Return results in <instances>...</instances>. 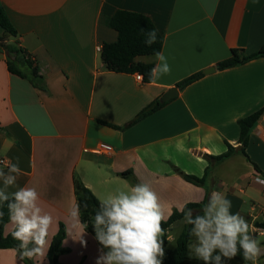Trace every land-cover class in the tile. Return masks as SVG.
I'll use <instances>...</instances> for the list:
<instances>
[{
  "label": "crops",
  "instance_id": "obj_1",
  "mask_svg": "<svg viewBox=\"0 0 264 264\" xmlns=\"http://www.w3.org/2000/svg\"><path fill=\"white\" fill-rule=\"evenodd\" d=\"M0 6L18 34L7 37L0 26V37L25 50L43 78L36 87L29 77L12 74L0 52V168L7 172L6 165L19 157L22 174L8 191L36 187L41 206L55 218L47 254L64 224L63 246L69 252L59 261L96 264L101 246L95 233L86 232L82 246L76 239L80 216H69L77 205L75 180L97 198L126 191L134 180L148 182L168 218L180 205L223 192L231 211L249 221L264 246V230L255 226L264 222V185L256 180L257 174L264 178V115L250 135V161L240 151L222 163L205 158L223 155L227 144L237 150L238 121L264 107V57L216 68L233 50L251 56L264 49V0H0ZM119 10L148 16L164 33L170 74L146 84L138 74L106 69L98 48L116 42L118 33L104 19ZM136 62L158 63L154 56ZM212 67L214 73L178 89L159 111L127 127L178 83ZM19 71L28 75L21 64ZM101 143L113 152L95 153ZM175 168L198 178L208 172L204 186L186 182ZM128 171L133 178L120 177ZM12 230L9 222L5 234ZM47 254L42 264H49ZM0 264H17L16 252L0 250ZM258 264H264V256Z\"/></svg>",
  "mask_w": 264,
  "mask_h": 264
},
{
  "label": "clouds",
  "instance_id": "obj_2",
  "mask_svg": "<svg viewBox=\"0 0 264 264\" xmlns=\"http://www.w3.org/2000/svg\"><path fill=\"white\" fill-rule=\"evenodd\" d=\"M145 34L146 46L158 40V31L151 29ZM158 62L149 72V80L156 81L170 74L171 66L162 51L153 53ZM7 172L0 168V208L6 203L8 217L13 230L11 236L18 241L14 251L17 264L25 259L40 260L46 257L49 237L56 223L53 215L41 206V195L36 187H17V178L22 174L19 157L16 163L6 165ZM256 180L264 184V178L257 174ZM83 207L86 209L87 204ZM81 205L77 204L69 210V216L78 219ZM232 202L223 192L213 191L208 202L199 212L186 205L177 210L182 213L183 222L190 225L189 235L192 240L187 245L189 257L202 260L204 264H224L242 253L246 264H258L264 256V246L253 234L254 229L248 220L240 214L233 213ZM171 214V207L167 209ZM166 209L157 192L150 183L139 182L129 185L128 189L117 190L106 197H98V207L91 217L95 239L101 246L96 264H163L165 248L163 236L166 230L162 223L166 222ZM4 215L0 210V218ZM87 224L81 225L76 234L82 246L87 245L84 239ZM169 242L172 237H168ZM107 249V251H104Z\"/></svg>",
  "mask_w": 264,
  "mask_h": 264
},
{
  "label": "trees",
  "instance_id": "obj_3",
  "mask_svg": "<svg viewBox=\"0 0 264 264\" xmlns=\"http://www.w3.org/2000/svg\"><path fill=\"white\" fill-rule=\"evenodd\" d=\"M104 21L108 27L118 33V39L116 42L111 44L105 43L101 47L100 57L106 69L117 74H140L143 76L144 83H152L153 81L149 80V72L154 67V65L136 62V59L140 57L154 56V51H162L165 42L164 33L157 29L154 22L148 16L137 12L119 10L114 14V16L104 19ZM0 26L5 31L7 37H17L18 34L16 30L12 26L5 10L1 6ZM141 29H144L145 32L151 29H156L158 31L157 42L150 47L146 46L144 43L146 36L141 32ZM7 37H0V52H4L7 55V63L10 72L12 74H18L24 78L29 77V80L33 83L34 86L42 87L43 78L39 73L36 63L32 60V57L29 56L25 50L19 48L17 44H8L6 42ZM263 57L264 49L251 56H241L239 51L233 50L232 56L229 59L218 63L216 68L218 71H224ZM20 64L28 71V75L23 74L19 71ZM204 75V72L194 74L178 83L176 87L182 91L188 86L202 79ZM166 103H161V101L153 102L145 110H143L127 127L133 126L149 117L150 115L154 114L155 112L159 111L166 105ZM263 115L264 107L238 121V125L240 128L239 144L242 148L239 154L245 157L248 161H250V158L247 155L246 150L250 143V135L256 128L257 123ZM100 124L116 130L124 129L104 122H100ZM227 147L228 151L223 155H206L205 158L210 162V164H212L213 162L222 163L230 159L237 153L236 148H234L230 144H227ZM253 165L256 170L260 171L258 166H256L255 164ZM175 171L176 173L180 174L186 182L199 187L204 186L208 176V172H206L204 177L198 178L192 175L185 174L176 168ZM120 177L124 179H131L133 178V173L131 171H128L120 174ZM134 183L136 184L137 182L134 180ZM75 197L77 204L81 205L79 213L81 224H87V228L85 229V231L90 234H94L91 217L94 215L95 209L98 207V198L89 188L85 187L81 182L77 180H75ZM208 198L209 196H207L202 203H191L186 206L187 208L192 209L193 213L195 214L196 212H199L200 209H202L203 206L208 202ZM85 203L87 204L86 209L83 207ZM1 210L3 211L4 215L2 218H0V250L14 251L19 242L12 238L11 233L8 235L5 234V227L10 222L6 203L2 206ZM179 221H183L182 213H180L178 210H175L172 215L166 220V222L162 223L163 228L166 230L165 235L162 237L164 240V246H167L168 244V232ZM255 226L259 229L264 230V222L257 223ZM190 227V225L185 226L184 231L176 241L177 245L175 249L165 250L166 254L163 260V264H204L202 260L189 257L187 245L192 240L189 235ZM66 235V226L64 224H60L58 233L53 238L47 254L49 264H62L59 261V257L69 252V250L64 248L63 246ZM23 263L37 264L33 260L28 259H25ZM224 264H246V262L243 260V256L241 253L238 254L234 259L225 261Z\"/></svg>",
  "mask_w": 264,
  "mask_h": 264
},
{
  "label": "rangeland",
  "instance_id": "obj_4",
  "mask_svg": "<svg viewBox=\"0 0 264 264\" xmlns=\"http://www.w3.org/2000/svg\"><path fill=\"white\" fill-rule=\"evenodd\" d=\"M143 58V57H140ZM144 58H150V56H146ZM186 224L183 221L177 222L170 231V236L172 237V241L168 243L167 246H165L166 249H175L176 248V241L178 237L181 235V233L184 231ZM107 251V249H105Z\"/></svg>",
  "mask_w": 264,
  "mask_h": 264
},
{
  "label": "water",
  "instance_id": "obj_5",
  "mask_svg": "<svg viewBox=\"0 0 264 264\" xmlns=\"http://www.w3.org/2000/svg\"><path fill=\"white\" fill-rule=\"evenodd\" d=\"M216 71L215 67L209 68L207 70L204 71L205 74L209 75L212 74ZM178 96V88H172L170 89L161 99V103H166L174 98H176ZM241 146H239V148L237 149V151H241Z\"/></svg>",
  "mask_w": 264,
  "mask_h": 264
},
{
  "label": "built area",
  "instance_id": "obj_6",
  "mask_svg": "<svg viewBox=\"0 0 264 264\" xmlns=\"http://www.w3.org/2000/svg\"><path fill=\"white\" fill-rule=\"evenodd\" d=\"M98 51L100 52L101 51V48H98ZM136 79L138 80V81H143V76L142 75H140V74H138L137 75V77H136ZM113 152V148H112V146H110V145H108V144H104V143H101L99 146H98V148H97V150L95 151V153H97V154H106V155H109V154H111ZM264 185V184H263Z\"/></svg>",
  "mask_w": 264,
  "mask_h": 264
}]
</instances>
